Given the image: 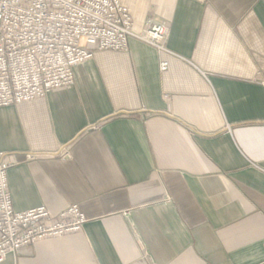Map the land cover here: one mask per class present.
<instances>
[{
    "label": "crops",
    "instance_id": "0c3cea01",
    "mask_svg": "<svg viewBox=\"0 0 264 264\" xmlns=\"http://www.w3.org/2000/svg\"><path fill=\"white\" fill-rule=\"evenodd\" d=\"M122 2L165 51L131 38L0 108L14 209L87 217L2 264H264V0Z\"/></svg>",
    "mask_w": 264,
    "mask_h": 264
},
{
    "label": "built area",
    "instance_id": "2783aa9c",
    "mask_svg": "<svg viewBox=\"0 0 264 264\" xmlns=\"http://www.w3.org/2000/svg\"><path fill=\"white\" fill-rule=\"evenodd\" d=\"M122 0H0V108L27 103L74 84V67L97 52H129L136 38L165 51L170 29L148 18L135 33ZM167 61L160 62L162 72ZM14 163L0 160V264L46 239L80 233L79 205L53 214L40 206L18 212L8 181Z\"/></svg>",
    "mask_w": 264,
    "mask_h": 264
}]
</instances>
